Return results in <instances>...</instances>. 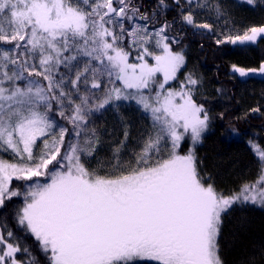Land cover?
I'll return each mask as SVG.
<instances>
[{"label": "snow or ice", "instance_id": "snow-or-ice-1", "mask_svg": "<svg viewBox=\"0 0 264 264\" xmlns=\"http://www.w3.org/2000/svg\"><path fill=\"white\" fill-rule=\"evenodd\" d=\"M230 21L219 0H0V208L22 200L23 233L0 218V264H224V215L264 208V146L249 140L254 180L219 190L196 151L213 119L203 79L178 74L189 31L217 46L264 38V24ZM231 72L264 78V61ZM124 107L146 122L134 144L96 123Z\"/></svg>", "mask_w": 264, "mask_h": 264}, {"label": "trees", "instance_id": "trees-1", "mask_svg": "<svg viewBox=\"0 0 264 264\" xmlns=\"http://www.w3.org/2000/svg\"><path fill=\"white\" fill-rule=\"evenodd\" d=\"M143 2L148 7L155 0ZM219 3L227 7L231 14L230 23L234 22L241 31L252 25L264 24V0H257L255 5L238 0H219ZM174 15L175 11L170 12L169 19ZM200 19L210 21L211 17L202 16ZM219 23L223 25V21ZM183 45L186 68L178 74L179 78L183 79L185 71H194L203 79L199 100L210 110L213 118L203 142L196 148L202 161L201 171L212 177L219 190L225 193L238 191L243 182L254 180L257 175V160L249 140L255 138L258 144L264 146V78L244 80L233 74L231 68L234 64L246 69L258 68L264 61V38L257 45L247 48L230 44L217 46L213 39L189 31ZM253 107H261V112H251ZM122 122L129 127L121 128ZM96 123L102 129L114 132L115 139H123V132L128 131L129 143L134 144L136 134L146 122L141 120L134 108L124 107L119 113L107 111L102 115L97 114ZM233 127L238 130L236 135L229 134ZM182 147L186 150L188 145ZM107 148L105 144L101 153L106 154ZM20 203L22 200L19 198L7 201L6 206L0 208V218H6L13 230L23 237L14 220ZM22 242L28 244L43 261L34 238L24 237ZM219 243L224 264H247L253 256L257 264H264L260 258L264 250V208L234 205L224 215Z\"/></svg>", "mask_w": 264, "mask_h": 264}, {"label": "rangeland", "instance_id": "rangeland-1", "mask_svg": "<svg viewBox=\"0 0 264 264\" xmlns=\"http://www.w3.org/2000/svg\"><path fill=\"white\" fill-rule=\"evenodd\" d=\"M144 1V0H143ZM238 1H241V2H243V3H246V0H238ZM247 4V3H246ZM148 6H150V4H148ZM168 18H170V13H169V15H168ZM237 76H238V74H236ZM253 77H260L261 78V76L260 75H255V76H253ZM3 155H5L6 156V158H8V154L7 153H4Z\"/></svg>", "mask_w": 264, "mask_h": 264}]
</instances>
